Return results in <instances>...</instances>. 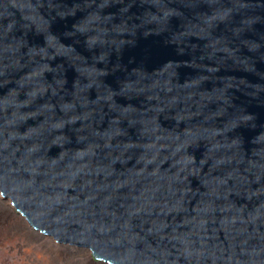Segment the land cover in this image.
<instances>
[{"label":"water","instance_id":"1","mask_svg":"<svg viewBox=\"0 0 264 264\" xmlns=\"http://www.w3.org/2000/svg\"><path fill=\"white\" fill-rule=\"evenodd\" d=\"M0 195L102 264H264V0H0Z\"/></svg>","mask_w":264,"mask_h":264},{"label":"rangeland","instance_id":"2","mask_svg":"<svg viewBox=\"0 0 264 264\" xmlns=\"http://www.w3.org/2000/svg\"><path fill=\"white\" fill-rule=\"evenodd\" d=\"M0 264H102L91 252L45 241L0 195Z\"/></svg>","mask_w":264,"mask_h":264},{"label":"trees","instance_id":"3","mask_svg":"<svg viewBox=\"0 0 264 264\" xmlns=\"http://www.w3.org/2000/svg\"><path fill=\"white\" fill-rule=\"evenodd\" d=\"M96 261V260H95ZM96 262H98V261H96Z\"/></svg>","mask_w":264,"mask_h":264}]
</instances>
